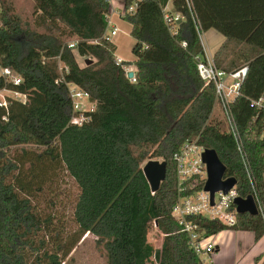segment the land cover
I'll use <instances>...</instances> for the list:
<instances>
[{"label":"trees","instance_id":"16d2710c","mask_svg":"<svg viewBox=\"0 0 264 264\" xmlns=\"http://www.w3.org/2000/svg\"><path fill=\"white\" fill-rule=\"evenodd\" d=\"M191 1L200 31L213 28L225 38L214 65L226 73L247 66L231 104L247 169L213 83L198 74L203 48L183 0H172L183 15L174 24L163 19L168 0H123L121 18L135 41L134 81L124 62L116 64V46L106 36L109 0H0V67L20 78L0 75V90L25 96L0 97V264H68L84 234L102 246L107 264H204L171 215L183 194L173 156L195 138L216 152L237 195L253 196L257 214L237 213L232 226L188 220L203 238L226 229L251 232L254 240L264 235V111L249 106L250 99L264 101V0ZM75 53L93 61L79 66ZM69 81L94 104L81 127L70 123ZM152 158L166 163L155 192L142 172ZM59 169L78 188L72 231L37 203ZM189 183L184 193L203 180ZM152 228L162 235L158 249L147 242Z\"/></svg>","mask_w":264,"mask_h":264},{"label":"built area","instance_id":"2783aa9c","mask_svg":"<svg viewBox=\"0 0 264 264\" xmlns=\"http://www.w3.org/2000/svg\"><path fill=\"white\" fill-rule=\"evenodd\" d=\"M170 1L171 0H168V2ZM183 2L192 17L196 31L200 35L202 32L200 31L199 23L193 14L191 0H183ZM134 6L135 4L133 3L129 7L128 12L133 11ZM166 6L167 4L163 9V19L165 23L174 24V22H180L183 18L182 13L178 10L169 12L167 11ZM109 15V13L106 15L107 24ZM116 32V27L112 26L109 30L106 29V36L110 39L109 36L115 35ZM74 45L73 42L68 43V47L70 48H73ZM115 62L120 65L123 63V61L117 57H115ZM196 66L200 78L205 82H212L214 85L216 102L219 111L223 116L226 130L234 138L243 166L247 169V161L244 156L238 125L231 108L234 99L240 95V87L246 75L247 66H242L233 72L226 73L218 69L213 61H206L204 58H197ZM122 67L127 74L128 69H126L125 65ZM0 75L11 77L15 83L20 82V78L9 68L0 67ZM129 79L134 81L133 76ZM66 85L71 99L72 110L74 111L70 123L81 127L84 122L88 120V117L84 112L92 110L94 107L89 104V95L85 91L71 81L67 82ZM3 91L6 90H0V97H3ZM10 92L14 99L22 102L25 100L23 94L15 91ZM1 104L5 105V101H2ZM249 106L251 108H261L264 111V101L262 97L250 101ZM204 150L203 146L197 144L195 138L183 142L178 151L174 154L173 158L176 166L177 191L179 194H183L179 195L177 201L172 206L171 215L178 224L182 226V230L187 233L191 248L197 255H199L203 263L206 264L204 258L214 251V245L210 241H202L203 237L196 230V226L188 220V217L202 216L208 219H218L225 226H232L236 222L237 215L233 201L238 195L234 186L226 193L217 191L213 194V201L212 204H210L209 192L203 190L206 180V166L202 162L201 156ZM193 177H198L200 180H203L201 188L184 193L188 191V188L192 187L189 182Z\"/></svg>","mask_w":264,"mask_h":264},{"label":"rangeland","instance_id":"374dc122","mask_svg":"<svg viewBox=\"0 0 264 264\" xmlns=\"http://www.w3.org/2000/svg\"><path fill=\"white\" fill-rule=\"evenodd\" d=\"M113 10L114 12L111 13L110 20L115 25L117 32L115 35L109 36V38L116 46L115 56L123 60L126 69L130 71L134 69L131 61L134 59V56L132 54V47L135 41L128 33V22L121 18L123 11L119 10V8L116 7H114ZM83 58L85 60L89 57ZM89 59L93 61L92 58ZM77 61L81 66H84V62H82V59L78 58ZM5 95H9L12 97L11 92H3L2 96ZM152 160L162 161L161 158H152ZM146 161H144V163ZM45 186L46 187H44L43 194L38 197V205L46 212L53 213L55 219L59 220V222L61 223L60 226L63 225L65 230H74L75 225L72 221V207L78 193L76 183L65 171L59 169L53 176V179L50 182H47V185ZM224 237H230V241L225 242L223 240ZM207 238L208 237L203 238L202 241L206 240ZM214 238L215 237H213L212 240H214ZM217 238L222 240V242H225V244H231L232 242L231 234L229 233V231H222ZM161 239L162 235L155 228H152L147 235V242L154 249H158L160 247ZM69 256L70 257L68 264H107L102 246H100V244L95 241V237L92 235L84 234L80 242L71 251Z\"/></svg>","mask_w":264,"mask_h":264},{"label":"crops","instance_id":"0c3cea01","mask_svg":"<svg viewBox=\"0 0 264 264\" xmlns=\"http://www.w3.org/2000/svg\"><path fill=\"white\" fill-rule=\"evenodd\" d=\"M109 4H110V9L108 13L110 15H109V20L107 24V29H110L112 26L115 27V25L110 20V16H111V13L114 12L113 10L114 7L119 8V10H122L123 0H109ZM166 7H167V11L169 12L174 11V8L172 6V0L170 2H167ZM200 9L203 13V16L207 18H211L210 14L206 12L202 4L200 5ZM192 10H193V14L196 17L198 23H200L199 19L197 18L194 12L193 3H192ZM129 31H130V25H129ZM199 40L203 48V53H204L203 58L206 59V61H213L214 53L221 46L225 38L222 34L217 32L215 29L210 28L206 31H203L199 35ZM78 58L82 59V62H84V58L75 53V59L77 63H78L77 61ZM78 65L81 66L80 63H78ZM135 70L136 68L134 66V69L130 71L134 73ZM3 92L10 93L9 90L3 91ZM252 100H255V99H250L249 102ZM89 104L93 105L94 107L93 103L89 102ZM222 231H229V233L231 234V239H232L231 244H228V243L225 244V242L230 241V237H227V238L224 237L223 240L225 242H222V240L217 238L218 235H220ZM222 231L216 234H213L211 236H208V238L205 241V242L210 241L214 245V251L210 255L204 258V262L206 264H264V261H263L264 260V235L260 237L258 240H254L253 234L248 231H234L230 229H226ZM213 237H215L214 238L215 241L212 240ZM234 244H235V249H234Z\"/></svg>","mask_w":264,"mask_h":264},{"label":"water","instance_id":"95a60500","mask_svg":"<svg viewBox=\"0 0 264 264\" xmlns=\"http://www.w3.org/2000/svg\"><path fill=\"white\" fill-rule=\"evenodd\" d=\"M90 62L92 60L89 58L84 60L86 65ZM132 76V71L127 72V78H131ZM201 157L202 162L206 166V180L203 190L209 192L210 204H212L213 194L217 191L226 193L235 185L236 180L233 177L223 178L225 166L221 163L213 149H205ZM142 172L149 184L150 190L155 192L159 189L161 182L165 178L166 163L163 160L149 159L143 164ZM233 203L237 213L257 214V206L252 195H248L246 198L238 196L234 199Z\"/></svg>","mask_w":264,"mask_h":264}]
</instances>
